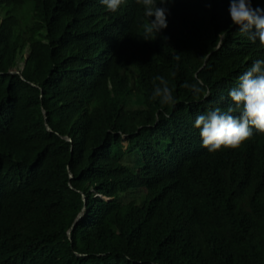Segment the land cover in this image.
<instances>
[{
	"label": "trees",
	"instance_id": "16d2710c",
	"mask_svg": "<svg viewBox=\"0 0 264 264\" xmlns=\"http://www.w3.org/2000/svg\"><path fill=\"white\" fill-rule=\"evenodd\" d=\"M166 7L145 40L137 0H0V264H264V134L210 152L194 126L264 46L229 0Z\"/></svg>",
	"mask_w": 264,
	"mask_h": 264
},
{
	"label": "clouds",
	"instance_id": "9594fccd",
	"mask_svg": "<svg viewBox=\"0 0 264 264\" xmlns=\"http://www.w3.org/2000/svg\"><path fill=\"white\" fill-rule=\"evenodd\" d=\"M170 2L172 0H137L148 18L141 34L145 40L155 39L156 33L168 27L169 9L166 5ZM101 3L107 10L116 12L124 0H101ZM228 13L232 24L242 34H246L253 43L258 40L264 46V8L253 7L252 0H229ZM175 59L179 60V57ZM194 80V83L185 82L183 87L188 88L195 97H207L210 93L204 81L199 77H194ZM153 83V99L159 98L162 105L175 103L173 89L163 76L154 77ZM228 96L232 103L226 110L209 108L195 119L194 126L200 129L202 145L210 152L239 147L253 136V129L264 134V59L251 63L238 77L237 85L230 89Z\"/></svg>",
	"mask_w": 264,
	"mask_h": 264
},
{
	"label": "water",
	"instance_id": "95a60500",
	"mask_svg": "<svg viewBox=\"0 0 264 264\" xmlns=\"http://www.w3.org/2000/svg\"><path fill=\"white\" fill-rule=\"evenodd\" d=\"M11 74H20V76L22 77V79L23 80H25V78H24V76H23V74H22V72L21 71H11L10 72ZM34 87H38V86H36V85H34V84H32ZM44 112H45V114H46V118L48 119V116H47V111H46V109H44ZM47 127H48V129L50 130V131H54V128L51 126V124L47 121ZM64 138H66L67 140H69V141H72V139H71V137H68V136H63ZM70 175H71V178L73 177V175L70 173ZM83 199H84V202H86V196L83 194ZM85 208L83 209V211L79 214V216H78V218H77V220L74 222V224L72 225V227H71V229L68 231V236H69V238L71 239V235H72V231H73V229L75 228V226L77 225V223L78 222H80L81 220H82V218H83V215H84V213H85Z\"/></svg>",
	"mask_w": 264,
	"mask_h": 264
},
{
	"label": "rangeland",
	"instance_id": "374dc122",
	"mask_svg": "<svg viewBox=\"0 0 264 264\" xmlns=\"http://www.w3.org/2000/svg\"><path fill=\"white\" fill-rule=\"evenodd\" d=\"M24 27H25V29H26V25H24ZM25 57H26V58L28 57V53H26ZM24 63H25V60H24V59L21 60V67H24V65H25ZM132 198H133V196H126V197H125V200H126V201H130V200H132ZM139 203H140L141 205L143 204L142 201H140Z\"/></svg>",
	"mask_w": 264,
	"mask_h": 264
}]
</instances>
